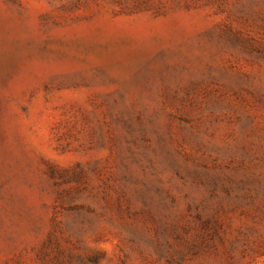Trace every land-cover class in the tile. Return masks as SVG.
Here are the masks:
<instances>
[{
    "label": "rangeland",
    "instance_id": "1",
    "mask_svg": "<svg viewBox=\"0 0 264 264\" xmlns=\"http://www.w3.org/2000/svg\"><path fill=\"white\" fill-rule=\"evenodd\" d=\"M0 264H264V0H0Z\"/></svg>",
    "mask_w": 264,
    "mask_h": 264
}]
</instances>
